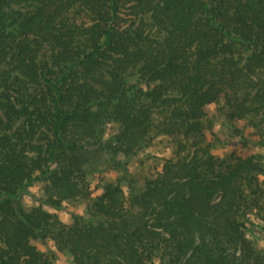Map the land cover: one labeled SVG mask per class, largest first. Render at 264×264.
I'll use <instances>...</instances> for the list:
<instances>
[{"label":"trees","instance_id":"16d2710c","mask_svg":"<svg viewBox=\"0 0 264 264\" xmlns=\"http://www.w3.org/2000/svg\"><path fill=\"white\" fill-rule=\"evenodd\" d=\"M259 238L264 0H0V264H264Z\"/></svg>","mask_w":264,"mask_h":264},{"label":"rangeland","instance_id":"374dc122","mask_svg":"<svg viewBox=\"0 0 264 264\" xmlns=\"http://www.w3.org/2000/svg\"><path fill=\"white\" fill-rule=\"evenodd\" d=\"M171 153H172V148L170 145L169 138H167L166 136L158 137L157 139H155V141L153 142L150 148L149 160H147L145 164H143L142 162L140 163L138 162L137 164H135L134 168L136 169V171H139V174L141 173V170L145 172V170L147 169L152 170V169L160 168L162 166L163 160L165 158H168L171 155ZM142 164L146 167H142L143 166ZM59 215L62 216L63 219H65L66 217L63 211H60ZM259 246L261 248H264V240L260 239Z\"/></svg>","mask_w":264,"mask_h":264}]
</instances>
